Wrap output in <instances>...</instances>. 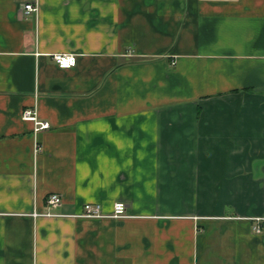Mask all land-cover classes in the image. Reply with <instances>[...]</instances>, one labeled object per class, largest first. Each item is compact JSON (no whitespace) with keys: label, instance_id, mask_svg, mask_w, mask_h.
Returning <instances> with one entry per match:
<instances>
[{"label":"crops","instance_id":"0c3cea01","mask_svg":"<svg viewBox=\"0 0 264 264\" xmlns=\"http://www.w3.org/2000/svg\"><path fill=\"white\" fill-rule=\"evenodd\" d=\"M0 264H264V0H0Z\"/></svg>","mask_w":264,"mask_h":264},{"label":"built area","instance_id":"2783aa9c","mask_svg":"<svg viewBox=\"0 0 264 264\" xmlns=\"http://www.w3.org/2000/svg\"><path fill=\"white\" fill-rule=\"evenodd\" d=\"M38 11L37 6L33 4H27L25 6V15L29 16ZM52 60L61 69H71L77 65L78 58L75 54L68 53H57L52 55ZM23 119L32 121L35 123V131L40 132L43 130H48L51 127L50 122L40 120L38 117V112L36 109H26L23 112ZM47 203L50 206L56 207L62 203V197L59 194H52L49 196ZM36 216L40 215L35 213ZM85 218H101L106 215L103 214L102 206L98 203H86L83 206V211L79 215ZM115 218H124L127 216V206L124 202H117L114 206L113 214L111 215ZM260 221V218H257ZM255 232L260 233L262 231L261 225L257 224L254 227Z\"/></svg>","mask_w":264,"mask_h":264}]
</instances>
